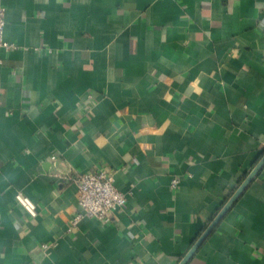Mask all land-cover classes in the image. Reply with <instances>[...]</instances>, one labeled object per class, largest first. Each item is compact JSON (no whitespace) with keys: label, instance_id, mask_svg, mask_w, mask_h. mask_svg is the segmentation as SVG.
Instances as JSON below:
<instances>
[{"label":"crops","instance_id":"0c3cea01","mask_svg":"<svg viewBox=\"0 0 264 264\" xmlns=\"http://www.w3.org/2000/svg\"><path fill=\"white\" fill-rule=\"evenodd\" d=\"M1 6L0 264H179L264 156V0ZM98 170L126 206L69 232ZM187 264H264V167Z\"/></svg>","mask_w":264,"mask_h":264},{"label":"built area","instance_id":"2783aa9c","mask_svg":"<svg viewBox=\"0 0 264 264\" xmlns=\"http://www.w3.org/2000/svg\"><path fill=\"white\" fill-rule=\"evenodd\" d=\"M6 26V9L0 7V52L5 50L12 53L18 49V46L13 43L6 42L4 39ZM3 60L0 58V65ZM57 157L53 156L52 161L57 162ZM57 177L73 182L78 188V200L80 206V213L76 216L72 222V226L69 228V232L83 218H91L98 220L102 223H111L115 215L122 211L127 203L128 195L120 191L115 186L114 174L108 170H98L91 173L80 174L77 176H67L61 173L57 174ZM179 185L178 178H173L171 181V188L177 189ZM17 202L24 208V210L33 218L38 216V209L35 203L22 193L16 195ZM52 248L51 244H42L40 249L43 252H48Z\"/></svg>","mask_w":264,"mask_h":264},{"label":"water","instance_id":"95a60500","mask_svg":"<svg viewBox=\"0 0 264 264\" xmlns=\"http://www.w3.org/2000/svg\"><path fill=\"white\" fill-rule=\"evenodd\" d=\"M264 167V156L259 161L257 166L252 170V172L248 175L245 181L241 184V186L237 189L234 195L230 198L224 208L220 211V213L216 216V218L212 221V223L208 226L205 232L198 238L193 247L189 250L186 256L181 260L179 264H187L190 259L195 255L198 249L203 245V243L208 239V237L212 234V232L216 229L225 215L228 213L230 208L235 204L238 198L243 194L246 188L252 183L255 177L259 174V172Z\"/></svg>","mask_w":264,"mask_h":264}]
</instances>
